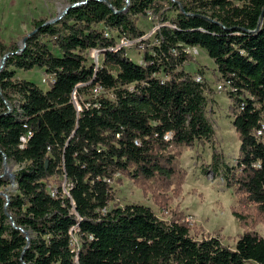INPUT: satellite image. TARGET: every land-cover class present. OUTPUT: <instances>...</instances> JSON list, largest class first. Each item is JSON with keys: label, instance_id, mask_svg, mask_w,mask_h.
I'll use <instances>...</instances> for the list:
<instances>
[{"label": "trees", "instance_id": "16d2710c", "mask_svg": "<svg viewBox=\"0 0 264 264\" xmlns=\"http://www.w3.org/2000/svg\"><path fill=\"white\" fill-rule=\"evenodd\" d=\"M165 4L175 10L163 18L172 25L156 29L155 43L142 40L141 63L134 62L112 33L141 38L136 18L158 15ZM68 5L52 22L35 20L21 47L1 46L0 190L8 183L5 164L20 167L16 192L0 193V264H264V237L255 231L228 247L216 236L192 238L185 224L163 222L149 207L108 206L114 174L173 184L170 149L212 142L204 83L179 68L188 57L182 47L190 45L207 53L230 86L238 154L229 166L213 153V173L264 221V0ZM90 49L102 51L98 65L88 62ZM34 68L51 76L47 89L15 77ZM95 88L111 97L92 96ZM168 130L170 140L163 138ZM52 176L60 180L51 191Z\"/></svg>", "mask_w": 264, "mask_h": 264}, {"label": "rangeland", "instance_id": "374dc122", "mask_svg": "<svg viewBox=\"0 0 264 264\" xmlns=\"http://www.w3.org/2000/svg\"><path fill=\"white\" fill-rule=\"evenodd\" d=\"M123 2L127 5L129 0ZM67 5L68 0H0V69L7 56V53L4 52V55L1 53V46L9 49L21 47L23 38L32 30L35 20L49 21ZM174 14L175 10L165 4L158 15L148 11L146 16H138L135 24L143 32L142 37L130 40L112 33L117 47H123L127 57L141 63L144 50L142 40L155 43L156 29L162 24L172 25L163 18H170ZM187 55V59L179 68L204 83L203 109L213 128L212 142L196 140L189 145L170 149L178 169V176L173 184L158 179L135 181L128 175L114 174L108 181L113 196L108 206L140 204L149 207L163 222L185 224L192 238L198 240L216 236L228 247H233L237 238L246 231H255L264 237V221L258 219L254 205L239 204L234 188L227 186L221 175L213 173L211 167L213 153L229 166L236 163L239 139L232 125L233 116L229 109L230 86L220 77L215 63L204 50L198 48L197 52L190 51ZM86 58L88 62L98 65L101 62L102 51L90 49L86 52ZM15 77L32 81L42 90L48 88L51 80V76L39 68L29 71L17 70ZM90 94L111 97L109 92L101 88H95ZM90 94L83 97L87 98ZM72 99L75 107L79 109L80 104L74 93ZM19 167L20 165L14 161L5 164L3 174L8 183L0 190L4 197L16 192V186L12 182L14 176L11 175ZM59 180L55 176L47 179L51 191ZM61 186L66 191L64 179H61ZM233 210L241 217L237 218ZM72 240L73 245H76L77 238L73 234Z\"/></svg>", "mask_w": 264, "mask_h": 264}, {"label": "built area", "instance_id": "2783aa9c", "mask_svg": "<svg viewBox=\"0 0 264 264\" xmlns=\"http://www.w3.org/2000/svg\"><path fill=\"white\" fill-rule=\"evenodd\" d=\"M106 35H107V33H106ZM198 48L199 47H197V46H190V45H186V46H183L182 47V50L184 51V52H197V50H198ZM97 50H99V49H97ZM101 51V50H100ZM172 52H176V50L175 49H172ZM195 80H198L197 78H194ZM226 84H227V82H225ZM163 138L164 139H166V140H170L171 138H172V131L171 130H168V131H166V132H164L163 133Z\"/></svg>", "mask_w": 264, "mask_h": 264}, {"label": "water", "instance_id": "95a60500", "mask_svg": "<svg viewBox=\"0 0 264 264\" xmlns=\"http://www.w3.org/2000/svg\"><path fill=\"white\" fill-rule=\"evenodd\" d=\"M68 6L69 5H67L65 8H64V10L63 11H61L56 17H54L53 19H51V20H49L48 22H52V21H54V20H56V19H58L64 12H66V10L68 9ZM6 57V56H5ZM4 57V58H5ZM73 104H74V102H73ZM11 176H14V174H12ZM14 178V177H13ZM12 182L15 184V186H16V183H15V181H14V179L12 180Z\"/></svg>", "mask_w": 264, "mask_h": 264}]
</instances>
